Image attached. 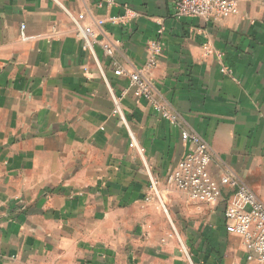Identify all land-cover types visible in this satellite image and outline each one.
Masks as SVG:
<instances>
[{"label": "crops", "instance_id": "crops-1", "mask_svg": "<svg viewBox=\"0 0 264 264\" xmlns=\"http://www.w3.org/2000/svg\"><path fill=\"white\" fill-rule=\"evenodd\" d=\"M174 1L0 0V264H255L225 229L229 187L215 204L167 187L191 146L112 58L142 69L160 39L156 98L209 144L215 180L230 172L264 202V0L217 20L179 18Z\"/></svg>", "mask_w": 264, "mask_h": 264}, {"label": "built area", "instance_id": "built-area-1", "mask_svg": "<svg viewBox=\"0 0 264 264\" xmlns=\"http://www.w3.org/2000/svg\"><path fill=\"white\" fill-rule=\"evenodd\" d=\"M103 1L113 3L114 0ZM236 12V0L174 1V13L179 18L203 17L217 20ZM134 15V11L126 9L124 14L110 16L108 21L115 25H123ZM74 21L77 26L76 36L82 42V47L93 51L99 42L95 30L81 24L76 17ZM163 30L164 28L161 27L159 33ZM24 31L23 24L21 38L26 40ZM103 48L109 56H113L114 51L109 42L103 43ZM162 52L163 46L160 39H153L147 46V61L144 68L126 70L114 57L112 65L116 75H126L129 78L130 89L136 97L149 101L155 111L172 125L182 126L181 138L191 146V149L169 172L166 185L184 191L193 201L208 204L217 203L223 196L224 188L229 187L231 193L225 210V229L229 233L241 236L248 260L255 261V264H264V202L243 180L230 172L222 175L219 181L215 180L209 170L213 160V151L209 144L196 131L184 126L185 123L180 115L170 111L156 98L151 71L159 65ZM222 71L229 72L225 67ZM119 99H115L117 111L120 109ZM130 145H135L134 138ZM154 197H159V190L157 182L153 180L146 200L150 201Z\"/></svg>", "mask_w": 264, "mask_h": 264}]
</instances>
